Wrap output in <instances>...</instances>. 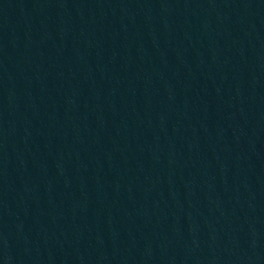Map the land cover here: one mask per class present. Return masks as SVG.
<instances>
[{"label":"water","instance_id":"95a60500","mask_svg":"<svg viewBox=\"0 0 264 264\" xmlns=\"http://www.w3.org/2000/svg\"><path fill=\"white\" fill-rule=\"evenodd\" d=\"M0 264H264V0H0Z\"/></svg>","mask_w":264,"mask_h":264}]
</instances>
